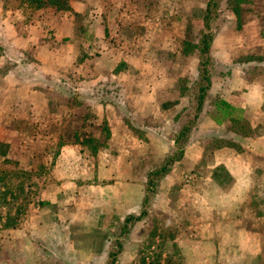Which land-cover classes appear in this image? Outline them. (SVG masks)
Returning <instances> with one entry per match:
<instances>
[{"label": "rangeland", "instance_id": "rangeland-1", "mask_svg": "<svg viewBox=\"0 0 264 264\" xmlns=\"http://www.w3.org/2000/svg\"><path fill=\"white\" fill-rule=\"evenodd\" d=\"M208 1L138 0L136 8L122 5L116 17L117 7L102 1L77 15L70 0H3L5 10L20 7V23L45 30L48 51L12 55L20 77L32 82L0 86V264H264L261 158L254 156L260 164L246 203L251 212L233 214L217 212L233 206L217 192L232 180L215 166V150L240 152V146L205 128L210 136L202 160L196 166L183 161L215 65L225 57L221 65L230 64V54L209 52L214 30H242L257 17L264 38V0H214L205 16ZM106 10L116 22L103 35L104 22L96 32L88 26ZM58 28L66 36L57 38ZM170 31L180 33V53L168 50ZM221 35L230 46L232 34L222 29ZM253 56L264 59V50ZM167 79L173 89L161 86ZM153 83L157 101L149 102ZM178 102L181 111L170 112ZM233 128L249 131L246 120ZM123 155L131 159L104 179L93 175L97 163L107 168ZM240 218L248 231L241 247L217 236L215 245L197 249L202 224Z\"/></svg>", "mask_w": 264, "mask_h": 264}, {"label": "crops", "instance_id": "crops-1", "mask_svg": "<svg viewBox=\"0 0 264 264\" xmlns=\"http://www.w3.org/2000/svg\"><path fill=\"white\" fill-rule=\"evenodd\" d=\"M10 1L11 0H7V2ZM101 1L103 5L112 4L114 7H117L112 10L114 13L116 12L117 17L122 5H133L134 8H136V1L138 0H70L69 6L73 13L84 15L86 13H92V8L97 6L98 3H101ZM151 2L157 4V2L160 3V0H151ZM3 3V0H0V86H14L18 83L25 85L30 84V82H32V77L24 79L20 77L18 70L21 65L13 63L16 57L12 55L47 53L48 48L42 47V44L46 43L42 40V37L46 36L45 30L42 31V29H40L39 33H37L38 31L35 29L37 32H33L30 25L27 26L25 23L23 24L24 21L22 23L19 22L21 17H23V20L25 19L19 6L5 10ZM38 11L40 14L45 12L41 9ZM110 11L111 10H106L107 16L104 15V18L97 16L93 18V20L90 19L88 27L96 32L100 30V23L104 22L103 35L106 27L113 32L112 28L110 29L109 23L116 22V19L111 16ZM19 25L21 28L18 30ZM222 29L225 30V33L229 31L232 34V43L230 46L223 44L224 42L219 39L222 37ZM71 31L74 35L75 29L72 28ZM64 32L65 31L60 28L56 29V37L66 36ZM116 32L117 31H114L113 34L119 36ZM168 36V50L174 49L173 52L180 53L177 49L180 48L179 44L182 42V39L179 38L180 33L170 31L168 32ZM182 36L185 37L184 34ZM110 39H112V37H110ZM262 50H264V38L257 17L243 25L242 30H238L237 27L228 28L225 26H221L214 30L212 46L209 52L210 54H230V64L221 65L226 59L225 57L219 58L221 59V63L217 62L215 65L217 71L215 72V76L210 79V84L205 90V94L201 100L200 111L194 129L195 131L191 140L185 144L183 161L186 164L196 166L202 160L205 151L204 143L210 136V133H208V130L205 128L214 130L218 138H230L232 142L240 146V152L235 151L231 147H221L215 150V156L217 157L215 166L222 167L232 180L231 186L227 190L217 188V192L219 193V198L230 203L233 209L221 208L217 210L218 213H232L236 210L245 213L251 212L246 203L247 199L251 197V191L258 181L257 166L260 164H257L254 156H259L261 158L260 161L264 167V74L262 73L264 59L254 58L253 56V54L260 53ZM142 52L143 50H140L139 53L142 54ZM5 54L7 55V61H4V56H2ZM10 60H13V62ZM142 62L140 64L145 68L146 65ZM138 67L141 68L140 66ZM177 67L180 68V64H177ZM173 82L174 81L167 79V83H163L161 86L173 89ZM14 88L15 87L12 89ZM12 89H9V91ZM147 89V100L149 102H152V99L157 101V87L155 83H153L151 88L147 87ZM7 95L8 93H6V98ZM3 99L4 98L1 96L0 100ZM177 99L179 101H186V98L182 96H179ZM179 105V102L175 104L170 112H180L181 109ZM157 107L159 116H164V118H166L167 112H162L158 104ZM147 115L148 113L146 112L145 116ZM244 120L248 122L249 126V131L246 134L242 133L241 130H235L233 128V126H236L239 122ZM169 142H171L173 146L175 145L174 139L169 140L167 143ZM68 148L69 147H66V149ZM103 156L104 155L100 153L99 159H97L98 155L96 159L100 161ZM127 159H131V157L123 155L120 156L117 161L111 158L107 168L105 164L99 162L96 165L97 168L94 169L93 175L96 171V178L99 180L104 179L105 173H111L112 170L114 171L113 168H115V165L119 164L121 160L126 161ZM57 160L59 162V158ZM93 161L96 163L95 160ZM121 169L128 171V167L126 166ZM133 171L135 172V169L133 170L131 167L130 172ZM139 187L143 188L142 184L139 185ZM141 198L142 193L140 195V199ZM134 212L135 211L132 213ZM230 227L231 231L229 234L220 233L218 235L217 231H226ZM214 229L215 233L211 235L209 231ZM198 230L201 231L200 236H196L201 239L196 240L198 241L196 246L198 250H201L203 245H215V242L218 240L217 236H221L223 240L226 239L229 242L231 240V244L241 247L243 244L238 240L243 239L244 236H248V231L246 230L242 218L239 220H226L221 223H205L198 227ZM205 231L208 232L205 234ZM252 242L254 244L255 239H253ZM190 243L196 244V242L191 240H188L185 244L188 245ZM260 243L264 244V242ZM1 256H5L4 252L2 254L0 252V258ZM190 256L191 254L188 255L189 260L191 259Z\"/></svg>", "mask_w": 264, "mask_h": 264}, {"label": "trees", "instance_id": "trees-1", "mask_svg": "<svg viewBox=\"0 0 264 264\" xmlns=\"http://www.w3.org/2000/svg\"><path fill=\"white\" fill-rule=\"evenodd\" d=\"M39 0H36V2H38ZM213 1L214 0H209L208 2H207V5H206V10H205V16H208V14H210L209 12H210V7L212 6V4H213ZM41 2V1H40ZM42 7V4H38V5H36V8H41ZM59 9H63L62 7H61V5H59ZM208 35H204L203 37L204 38H206ZM203 52H206V49L203 51ZM143 214V213H142ZM141 214V215H142ZM131 218H134V217H129L126 221H128V220H130Z\"/></svg>", "mask_w": 264, "mask_h": 264}]
</instances>
